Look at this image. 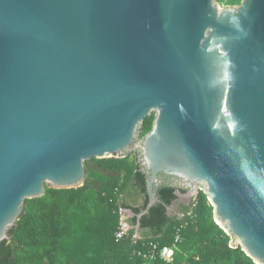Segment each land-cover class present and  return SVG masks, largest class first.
Instances as JSON below:
<instances>
[{
	"label": "water",
	"instance_id": "95a60500",
	"mask_svg": "<svg viewBox=\"0 0 264 264\" xmlns=\"http://www.w3.org/2000/svg\"><path fill=\"white\" fill-rule=\"evenodd\" d=\"M134 152L138 220L168 177L264 264V0H0V244L47 186Z\"/></svg>",
	"mask_w": 264,
	"mask_h": 264
},
{
	"label": "trees",
	"instance_id": "16d2710c",
	"mask_svg": "<svg viewBox=\"0 0 264 264\" xmlns=\"http://www.w3.org/2000/svg\"><path fill=\"white\" fill-rule=\"evenodd\" d=\"M241 1L218 3L226 7ZM154 119V114L146 118L141 139ZM85 170L83 187L47 186L43 197L25 202L9 239L0 244V264H256L215 222L203 191L187 205L177 192L188 191L165 182L156 188L159 201L138 220L149 203L148 175L138 153L92 159ZM170 207L176 210L170 213ZM120 208L136 215L128 219L133 229L123 239L116 238ZM167 246L174 247L170 263L160 257Z\"/></svg>",
	"mask_w": 264,
	"mask_h": 264
},
{
	"label": "built area",
	"instance_id": "2783aa9c",
	"mask_svg": "<svg viewBox=\"0 0 264 264\" xmlns=\"http://www.w3.org/2000/svg\"><path fill=\"white\" fill-rule=\"evenodd\" d=\"M119 226L116 231V238L117 239H123L125 237H128L130 235L131 230L133 229L131 224L129 223L127 216V210L124 208H120L119 212ZM134 238H138V235H135ZM160 257L166 262H172L174 258V247H164L162 251L160 252Z\"/></svg>",
	"mask_w": 264,
	"mask_h": 264
},
{
	"label": "flooded vegetation",
	"instance_id": "af4514ba",
	"mask_svg": "<svg viewBox=\"0 0 264 264\" xmlns=\"http://www.w3.org/2000/svg\"><path fill=\"white\" fill-rule=\"evenodd\" d=\"M163 179H164V182H166V183L170 182V178H168V177L163 176ZM179 201L182 202L180 199H179Z\"/></svg>",
	"mask_w": 264,
	"mask_h": 264
},
{
	"label": "rangeland",
	"instance_id": "374dc122",
	"mask_svg": "<svg viewBox=\"0 0 264 264\" xmlns=\"http://www.w3.org/2000/svg\"><path fill=\"white\" fill-rule=\"evenodd\" d=\"M187 202H188L187 199L183 200V203L187 204Z\"/></svg>",
	"mask_w": 264,
	"mask_h": 264
}]
</instances>
